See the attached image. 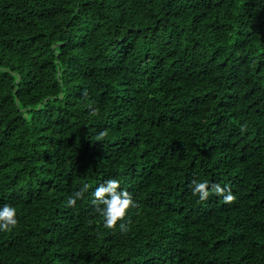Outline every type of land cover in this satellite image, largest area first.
Segmentation results:
<instances>
[{"label": "trees", "instance_id": "trees-1", "mask_svg": "<svg viewBox=\"0 0 264 264\" xmlns=\"http://www.w3.org/2000/svg\"><path fill=\"white\" fill-rule=\"evenodd\" d=\"M4 204L0 264H264V0H0Z\"/></svg>", "mask_w": 264, "mask_h": 264}, {"label": "clouds", "instance_id": "clouds-1", "mask_svg": "<svg viewBox=\"0 0 264 264\" xmlns=\"http://www.w3.org/2000/svg\"><path fill=\"white\" fill-rule=\"evenodd\" d=\"M93 114H96L95 109H93ZM106 135V131H101L98 139H103ZM191 186L192 194L198 195L200 201H206L210 194L223 197L224 203L227 204L233 203L236 199L230 188L221 187L219 183L210 184L208 181L193 180ZM89 188L90 185L84 184L79 191L74 192L67 200V207L74 208L77 200L82 199ZM91 203L97 206V210L104 218L106 228L114 230L119 225L121 232L128 231L126 218L129 210L138 207L131 193L121 190L120 182L116 179H108L99 184L93 192ZM17 224V209L9 204L0 207V231L10 232Z\"/></svg>", "mask_w": 264, "mask_h": 264}]
</instances>
